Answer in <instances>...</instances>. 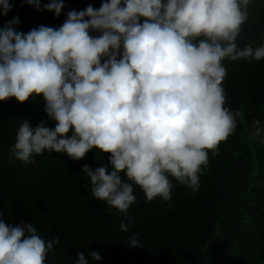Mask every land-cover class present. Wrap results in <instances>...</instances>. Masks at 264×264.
Wrapping results in <instances>:
<instances>
[{
    "label": "clouds",
    "instance_id": "9594fccd",
    "mask_svg": "<svg viewBox=\"0 0 264 264\" xmlns=\"http://www.w3.org/2000/svg\"><path fill=\"white\" fill-rule=\"evenodd\" d=\"M27 3L56 18L65 7L62 0ZM252 3L105 0L98 10L69 11L59 28L27 33L15 30L20 20L13 18L0 29V102L42 96L55 127L23 120L11 156L28 165L45 150L75 161L93 149L110 154L111 170L85 164L82 172L93 197L125 216L136 201L133 184L148 201H171L169 177L198 191L209 152L217 154L242 115L224 107L222 61L264 59V45L236 43ZM0 10L8 15L9 0H0ZM253 127L255 137L264 135L260 120ZM58 243V237L45 241L33 224L7 226L0 219V264H45ZM129 246L140 248L135 235ZM90 256L100 264L98 252ZM75 264L90 262L80 252Z\"/></svg>",
    "mask_w": 264,
    "mask_h": 264
},
{
    "label": "trees",
    "instance_id": "16d2710c",
    "mask_svg": "<svg viewBox=\"0 0 264 264\" xmlns=\"http://www.w3.org/2000/svg\"><path fill=\"white\" fill-rule=\"evenodd\" d=\"M9 2L12 10L0 14V29L19 17L15 30L27 33L41 25L59 28L69 11L89 5L98 10L105 0H62L59 18L37 11L27 0ZM248 12L236 41L241 49L264 45V0H253ZM222 64L227 72L224 107L242 115L217 154L209 152L198 191L169 177L171 201H148L133 184L136 201L127 216L93 197L90 179L82 172L85 164L111 170L110 154L93 149L75 161L66 153L45 150L25 165L11 156L23 120L33 127L46 122L54 129L55 124L42 96L24 104L14 98L0 102V219L7 226L33 224L45 241L58 237L45 264H75L80 252L90 264H98L91 252L101 255L100 264H264V135L255 137L253 127L257 119L264 127V59L249 63L226 58ZM121 177L132 183L124 173ZM121 223L128 225L127 232ZM132 235L140 248L129 246Z\"/></svg>",
    "mask_w": 264,
    "mask_h": 264
}]
</instances>
